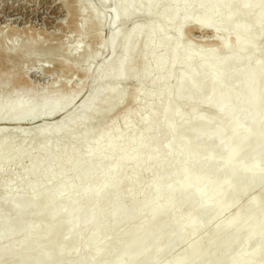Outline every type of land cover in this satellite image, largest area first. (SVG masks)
<instances>
[{
	"label": "bare ground",
	"instance_id": "1",
	"mask_svg": "<svg viewBox=\"0 0 264 264\" xmlns=\"http://www.w3.org/2000/svg\"><path fill=\"white\" fill-rule=\"evenodd\" d=\"M101 1H110V32L104 38L98 35L96 42L108 49L109 56L82 73L79 87L66 90L67 81L56 79L65 91L52 92L51 88H57L51 85L53 81L50 89L36 90L21 76L26 64L18 75L13 70L15 76L5 58L20 62V57L34 60L43 56L41 62L46 57L50 64L69 69L73 65L69 59L81 58L86 63L96 54L94 50H82L80 45L66 48L58 37L59 42L53 37L57 43L48 40L50 44L36 39H23L21 45L0 43V120L16 124L13 129L0 126V169L14 168L28 175L18 181L0 176V264H52L59 250H66L75 239L79 242L89 230L93 232L87 233L84 245L59 264H264V212L255 210L264 208V191L248 197L252 190L264 186V0ZM90 2L71 0L67 6L77 13L88 11L81 20L76 19L79 24L71 18L75 31L104 21L106 10L92 7ZM135 17L143 21L125 27ZM193 26L200 33H210L213 46L193 48L184 40V31ZM162 43L168 47L162 49ZM174 46L182 47L178 56ZM59 52L61 57H56ZM136 61L141 65L138 71L132 67ZM41 69L48 71L47 67ZM127 80L136 81L135 86H128L130 90L124 86ZM87 82H92L91 92L82 97L75 111L58 117L53 124L17 125L53 117L71 105ZM168 87L172 91L167 92ZM134 96L142 102L131 116L136 114L144 128L130 137L119 134L120 143L118 135L116 140L111 133L117 120L101 124L98 119ZM149 101L152 110L147 107ZM122 117L121 123H128ZM211 127L213 133L207 134ZM145 128H152L150 134H144ZM108 130L114 137L107 133L101 143ZM78 132L81 136L76 139ZM28 142L33 146L27 148ZM182 144L193 146L187 150ZM130 145L139 146V150ZM10 155L14 156L11 161L16 159L7 167ZM23 155L28 158L26 164L19 159ZM145 159L150 165L146 166ZM141 167L144 176L137 195L134 174ZM163 168L181 173L156 177ZM69 170H73L72 176ZM72 181L75 184L71 185ZM213 181H217L215 185L208 186ZM122 182L131 185L122 190ZM188 188L192 192L179 197ZM244 204L249 208L244 210ZM252 206L255 212L250 210ZM231 207L236 209L225 220L214 221ZM240 209L247 211L241 215ZM255 216L262 220L256 227H248ZM206 217L212 220L204 221ZM163 218L176 219L178 228L168 230ZM239 222L243 226L234 229ZM122 225L126 230H120ZM63 228L65 232L60 231ZM108 228L111 232L115 229L114 234L122 240L116 243L115 239L112 250L93 259L104 241L102 236L100 243L96 242L94 232ZM195 234L199 236L184 250L178 249L188 235Z\"/></svg>",
	"mask_w": 264,
	"mask_h": 264
},
{
	"label": "rangeland",
	"instance_id": "2",
	"mask_svg": "<svg viewBox=\"0 0 264 264\" xmlns=\"http://www.w3.org/2000/svg\"><path fill=\"white\" fill-rule=\"evenodd\" d=\"M70 1L71 0H66V2H65V0H0V43H3L4 45L5 44H10V43H12V44H19V45H21V41L23 40V39H36V40H43V42L41 41H39L40 43H46L47 44V42H48V40H49V42H52V43H57V42H59L58 41V38L59 39H63L65 42H62V39L60 40L61 41V43H62V45L63 46H65V45H67L68 46V48H70V47H72L73 45H80L81 46V48H82V50H84L85 49V47L90 51L91 50V52H93V50H94V52L96 53V54H94V55H91V57L88 59V61H86V63L84 62V60L82 61L81 60V58H77V59H74V58H72V59H69V61H70V64L72 63L73 65H71V68L73 69V70H71V68H65V67H61L60 65H58L57 63H53V62H51V64H50V62H48L49 61V59L47 58L46 59V57L45 58H42V62H41V57H43V56H41L40 57V59H34L33 60V58H31V59H28V57H20V58H18V59H21V61H23L24 59H27L28 60V62H26V60L25 61H23V62H21L20 60V62H18L17 61V59L16 60H11L12 58H10V57H8V58H5V62H6V64H8L9 65V67H8V69H12V74H13V72L14 71H16L17 72V75H18V72L19 71H21V69H22V71L21 72H19V73H22L23 72V69L24 68H22V67H24L25 66V64H26V66H25V68H27L26 70H24L25 72H23L22 74H21V76L22 75H24L25 77V79L27 78V81H29V84H32L31 86L33 87V88H35L36 89V87H37V89L36 90H39L40 88L39 87H44L45 89H46V87L48 88L50 85V83L53 81V83H51V85L54 87L55 85L57 86V88H55L56 89V91H54V89L52 90V88L50 89V87H49V89L52 91V92H55V94H57L58 92H60V91H65V89L66 90H70V89H72V88H75V87H79L80 85H81V83H82V80H83V77H82V73L86 70V69H89L90 71L92 70V69H94L95 67H97L98 65H100V64H102V62H104V61H106V59L108 58V56H109V52H108V49L107 48H105V47H103V45H101L100 46V44H98L99 42H96L97 40L99 41L100 39H98L100 36H101V38L103 37H106L108 34H109V32H110V26H109V17H108V15H109V12H108V10L110 9V1H107L105 4L101 1V0H87V1H91L90 3L91 4H93L92 5V7H95V8H98V9H103L104 11L106 10V12H105V19H104V21L101 23V24H99L98 26H95V24H92L90 27H88V29H83V30H81L82 32H84V34L82 33V32H79L78 30V32L77 31H75V29L73 28V26H71V23L70 22H76L77 24H79V20H81L82 19V17H83V13L85 14L86 13V10L87 9H85V10H83V12L82 13H77V11L76 12H73V11H75L74 9H73V11H70L69 9L70 8H68L67 6H69V4H70ZM64 2V3H63ZM95 3V4H94ZM63 4V5H62ZM64 5H66V6H64ZM64 7H67V8H64ZM69 11H68V10ZM68 11V13L70 12H72L71 13V16H69L68 17V13H66ZM74 13H77L75 16L73 15V17H72V14H74ZM87 13H88V11H87ZM87 13H86V15H87ZM78 14H80V15H78ZM85 16V15H84ZM80 17V18H79ZM71 18H73L72 19V21H71ZM79 19V20H76V19ZM139 18V19H138ZM108 19V20H107ZM134 19V20H133ZM132 20H130L129 22H126L125 23V27H130V23L131 22H142L143 21V18H141V17H135V18H133ZM138 19V20H137ZM72 22V23H73ZM108 22V23H107ZM107 23V24H106ZM130 24V25H129ZM103 25V26H102ZM107 25V26H106ZM92 28V29H91ZM192 29L194 28V26L193 27H191ZM197 28V27H196ZM196 28L195 29H191V31L189 30H187V31H184V40H186L187 42H191V46L193 47V48H202V49H207V48H209V46L211 47V46H213V45H211V44H213V40H214V38H213V36H211L210 35V33H207V32H204V33H200V32H198L197 30H196ZM91 29V30H90ZM18 33V34H17ZM58 33V34H57ZM81 35H80V34ZM187 33V34H186ZM201 34V35H200ZM204 34V35H203ZM32 35V36H31ZM48 35V36H47ZM98 35H99V37H98ZM70 36V37H69ZM81 36V37H80ZM84 36V37H83ZM35 37V38H34ZM53 37H55L56 39H57V42H56V40H55V38L53 39ZM58 37V38H57ZM69 37V38H68ZM187 37V38H186ZM47 38H50V39H47ZM45 39V40H44ZM68 39V40H67ZM213 39V40H212ZM69 41L70 42V44L67 42V41ZM1 41H3V42H1ZM46 41V42H45ZM54 41V42H53ZM79 41H80V43H79ZM82 41V42H81ZM7 42V43H6ZM48 42V44H50ZM97 44V45H96ZM95 45V46H94ZM67 46H65L66 48H67ZM70 46V47H69ZM90 46V47H89ZM96 46H98V47H96ZM160 47L163 49V48H165V47H168V44L167 43H162L161 45H160ZM173 47V46H172ZM175 48H176V56H178V54L180 53V52H182L183 50H182V47H180V46H178V47H176V46H174ZM96 48V49H95ZM215 48V47H214ZM160 49V48H159ZM190 50H192V48L190 47L189 48ZM216 49V48H215ZM26 52V51H25ZM57 55V54H56ZM55 55V56H56ZM59 55V56H58ZM58 55L56 56V57H61L60 55H62V54H60V52L58 53ZM45 56V55H44ZM47 60V62L46 61H43V60ZM75 61H74V60ZM7 60H8V62H7ZM37 62H36V61ZM38 60H40V61H38ZM71 60H73V61H71ZM13 61L14 62V64L15 65H13V62L11 63V62ZM30 61H33L34 62V64H33V62H30ZM16 62V63H15ZM20 64V67H19V64ZM29 62H30V64H29ZM13 65V67H12V65ZM28 63V64H27ZM31 63L33 64L32 66H31ZM22 64V65H21ZM56 64L59 66V67H57L56 66ZM136 64V65H135ZM30 65V66H29ZM52 65H55L56 66V68H58V69H54L55 68V66H53L52 67ZM140 64L136 61V63H134V65L132 66L133 68L135 67V70H136V68H137V71L140 69V67H138ZM11 66V67H10ZM51 66V67H50ZM74 66V67H73ZM141 66V65H140ZM16 67H17V69H16ZM29 67H31V68H29ZM41 67H47L48 68V71H46V72H42V69H41ZM19 68H21L20 70H19ZM52 68V69H51ZM64 68V69H63ZM15 69V70H14ZM41 69V70H40ZM49 69L51 70V71H49ZM60 69V70H59ZM64 70V73H63V70ZM0 70H3V68L1 67V65H0ZM14 70V71H13ZM18 70V71H17ZM157 70V69H156ZM11 71V70H10ZM57 71V72H56ZM65 71H66V73H65ZM70 71V72H69ZM16 73L14 72V75H15ZM55 74V75H54ZM61 76H60V75ZM20 75V74H19ZM54 75V76H53ZM68 75H70V76H68ZM16 76V75H15ZM27 76V77H26ZM54 77H55V79H54ZM57 79V81L59 80V82H61V81H63V82H61V83H65V81H67V83H65V85H64V87H66L64 90L62 89V86H63V84H56L55 82H57V81H55ZM32 80V81H31ZM59 82H57V83H59ZM55 83V84H54ZM91 83V84H90ZM87 82V83H84V88H81L82 89V93L80 92V94H77L76 96H77V98L75 97V99H74V101H72L71 102V105L69 104L68 106H67V108L65 107L64 109H62V111L60 112H57L56 114H54L53 115V117L51 116V117H48V119L47 118H42V119H38V120H35L34 122H27V121H22V122H19L17 125H19L20 127H24V126H28V125H30V124H34V123H38L39 121L40 122H43V121H45V122H47V121H49V122H52V124L54 123V121L58 118V117H61V116H63V115H66V114H69L70 112H73V111H75L79 106H80V103L84 100L83 98H86V97H88L89 96V94H90V92H91V88H92V82ZM54 84V85H53ZM87 84V85H86ZM89 84V85H88ZM134 84V85H133ZM68 85V86H67ZM91 85V86H90ZM135 86L136 85V81L135 80H127L125 83H124V86H125V88L127 89V90H130L131 89V87H130V89H128L129 87L128 86ZM69 87V88H68ZM91 87V88H90ZM132 88H134V87H132ZM41 90V89H40ZM166 91L167 92H170V91H172V88L171 87H168L167 89H166ZM83 97V98H82ZM135 98H133V97H131L130 99H128V101L126 102L125 100H127V99H125V100H123V101H125V103L123 104V101H122V103H120V104H118L116 107H118V108H113V109H111L110 111L111 112H106L103 116H105V117H103V116H101L98 120H99V122L98 123H106V122H108V121H110V119H112L113 121H114V119H115V123H116V125H117V127L114 129L115 131V133L114 132H111L110 130H108L109 132H105L104 133V135H106V136H104L105 138H101V143L106 139V138H108L107 137V133H108V136L109 137H114L116 134L118 135L117 137H118V140H119V134L121 135V133H122V135H124V136H132V135H134L135 133H137L138 131H140L142 128H144L142 125H139L140 123H139V121L137 120V117H135V116H137L136 114L135 115H133V117H134V121H135V119H136V123H134L133 124V120L131 121V119L133 118L132 116H131V113L133 114V112H132V110H134V109H137L138 107L137 106H139L140 105V103L142 102V99L141 98H138L137 96H134ZM134 99V100H133ZM132 100V101H131ZM131 102V103H130ZM127 103V104H126ZM150 103H152V102H150L149 101V105H147V107L149 108V109H151L152 110V108H153V105L152 104H150ZM159 104V103H158ZM150 106H151V108H150ZM137 107V108H136ZM127 111H130V113H128ZM148 111V110H147ZM115 112H116V115H115ZM123 112H126V113H128V115H127V117H129L128 119H127V117H126V115H125V113H123ZM148 113H150V111H148L147 112V114ZM24 114H26V113H24ZM122 114H124V116L126 117V119H124L123 117V115ZM119 115V116H118ZM120 115H121V117L125 120V121H127L128 123H126V122H124V120H123V122L126 124H124V123H121L122 121V119L120 118ZM102 117H103V119H102ZM114 118V119H113ZM131 118V119H130ZM178 119H181L182 120V118L181 117H179ZM54 120V121H53ZM104 121V122H102V121ZM130 120V121H129ZM119 121V122H118ZM137 121H138V123H137ZM5 123L6 124H4V121L3 122H1V120H0V126H3V125H5V126H7V127H10L11 129H13V128H15V126H16V124H14V123H7L6 121H5ZM115 123H113V124H115ZM132 123V124H131ZM128 124V125H127ZM115 126V125H114ZM113 126V127H114ZM162 125L160 126V128L162 129ZM10 128H8L10 131H12ZM151 129L152 128H145V129H143V132H144V134L146 133V134H150V132H151ZM112 131H113V129H112ZM213 131H214V128L213 127H211V128H208L207 129V134H212L213 133ZM113 133V135L114 136H112V134L111 133ZM81 133V132H80ZM79 132L77 133V136H76V139L78 138V137H80L81 136V134H80ZM110 133V134H109ZM79 134V135H78ZM111 135V136H110ZM122 135H121V137H122ZM123 136V137H124ZM234 135H232V134H228L227 135V137H229V138H231V137H233ZM117 137L115 136V139L117 140ZM120 137V138H121ZM119 142L121 143V141L119 140ZM120 143H118V141H117V144L119 145ZM33 142H28L27 143V145L26 146H28L27 148H29V147H31V146H33ZM193 145H189V144H187V145H183L182 144V147H183V149L185 148V149H189L190 147H192ZM130 147L132 148V149H134V150H139L138 148H139V146H136V145H130ZM248 153H250V152H248ZM107 155V154H106ZM40 157H43L44 155H39ZM13 155H10L8 158H7V161L5 162V163H7V164H5V166H7V167H9V166H11L12 165V163H13V161L16 159V156H15V158H14V160L13 161H11L10 160V158L11 159H13ZM25 157V158H24ZM9 159V160H8ZM20 159V161L22 160V163L23 164H26L27 162H28V158H27V156H25V155H23V158L21 157V158H19ZM147 159H145V164H146V166L149 164L150 165V161L149 160H147ZM8 161H11V162H8ZM212 161H214V159H212ZM216 161V160H215ZM214 163V162H213ZM145 164H144V167H146L145 166ZM4 166V167H5ZM144 167H141L142 169L141 170H139V169H136V173L134 174V176H135V178L137 179H135L136 180V183L134 182V185H135V187L137 186L138 188H136V189H138V194L137 195H139V190L141 189L140 188V185H141V181L143 180V177L142 176H144V170H143V168ZM182 168H183V166H182ZM11 169H12V171L14 170V172H16V173H12L11 172ZM3 170H5V171H3ZM3 170H1L0 169V176L1 177H3L4 179H14V181H18L19 179L18 178H21V177H23V178H27L28 177V175L27 174H20L21 172L19 171L18 172V170H16V169H14V168H4ZM16 170V171H15ZM9 171H10V173H9ZM69 171H72L70 174H71V176H72V174H73V170H69ZM69 171H68V173H69ZM139 171H140V173H139ZM2 173V174H1ZM5 173H7V174H5ZM18 173V174H17ZM161 173H163V175H161ZM179 173H181V170H176V171H168V170H166V169H160L157 173H156V177H170V176H173V175H177V174H179ZM17 174V175H16ZM69 174V175H70ZM262 174H263V172H262ZM25 175V176H24ZM137 175V176H136ZM139 175V176H138ZM264 175V174H263ZM18 176V177H17ZM17 177V178H16ZM23 178H21L20 180H23ZM140 178V179H139ZM18 179V180H17ZM139 179V180H138ZM142 179V180H141ZM141 180V181H140ZM137 181H138V184H137ZM140 182V183H139ZM217 181H213V182H209L208 183V186H212L213 187V185H215V183H216ZM73 184H75V182L74 181H72L71 182V185H73ZM101 184H103V183H101ZM127 184V185H126ZM129 184L131 185V182L130 183H128V182H126V183H121L120 184V186H119V188H121L122 190H126L127 188L126 187H128L129 186ZM125 185V186H124ZM73 188V187H72ZM140 188V189H139ZM262 191H264V186H262V187H259V188H257L256 190H252L250 193L252 194H248L249 196V198H250V196L252 197V196H254L255 194H257V193H259V192H262ZM192 192V190L191 189H185V190H183V191H181L180 192V194H179V197H183V195H186V194H190ZM141 193V192H140ZM264 193V192H263ZM129 200H127V199H125V203H128L129 204ZM123 203H124V200H123ZM124 203V205H128V204H125ZM245 205V204H244ZM244 205H242V209H243V206ZM197 206H199V204L197 203V204H195V205H193V207L191 208V210H194V209H196L197 208ZM245 206H246V208H245ZM244 206V210L245 209H248L249 208V206L247 207V204ZM254 208H256L255 206H252V208L250 209L251 211H254L253 209ZM236 208L235 207H231V209H229V210H231V211H229L228 210V212L226 213L225 212V214H223V218L221 217V218H219L218 217V219H217V221H216V219H214V221L215 222H220L221 220L220 219H223V220H225L226 218L225 217H227L228 215H231V212H233L234 210H235ZM256 211H259V212H261V214L264 212V208H262V207H260V208H257V209H255ZM181 211H183V210H181ZM241 209H240V211H239V214H243L244 212H246V211H242V213H241ZM255 212V211H254ZM211 216V215H210ZM263 216V215H262ZM212 217V216H211ZM164 219V218H163ZM162 219V220H163ZM209 220H212V218H210V217H206L205 219H204V221H209ZM220 220V221H219ZM262 220V217L261 216H255L251 221H250V223L248 224V227H251V226H257L259 223H260V221ZM164 221H166V225H167V229L169 230L170 229V231L172 230V229H176V228H178L176 225H177V222H176V219H174V218H172V219H170L169 220V218L168 219H164ZM124 225H122L121 226V228L123 227ZM235 226H238V228H241L242 226H243V224H242V222H239V223H237V224H235L234 225V229H235ZM255 226V227H256ZM222 227H223V225H220L219 227H217L219 230H218V232H220V230L222 229ZM120 228V230H122V231H124V230H126V227H123L122 229ZM125 228V229H124ZM216 228V229H217ZM63 230V232H65V228H63V229H60V231H62ZM107 230H109L108 232H107V236H104V235H106V231ZM112 230H113V228H112ZM120 230H117V232H119ZM156 230V229H155ZM238 230V229H237ZM106 231H103L102 233L101 232H94V238H95V240H96V242H99L100 243V239H101V237L103 236V240L104 241H102L101 242V249H102V246H103V248H104V250L102 249H100V252L99 253H97L96 254V257H94L93 259H97V258H99L100 257V253H101V255L102 254H104V253H106L107 251H109V249H113V247H115L114 245L119 241L118 239H121L122 240V238H121V235H120V237L118 236V234H114V232H116V230L114 229L112 232H111V229L110 228H108V229H106ZM91 233V232H93L92 230H89L88 232H85V235H84V233L80 236L82 239L80 240V237H79V242H78V239H75L74 240V243H73V241H72V243L70 242L69 244H67L66 246H65V248H66V250L64 249V248H62L61 250L63 251V249L66 251H63V253L61 252V250H59L56 254H57V256L56 255H54L53 256V260H52V264H54V263H58L59 264V261H62V260H64V258H66V257H68L69 255H74L73 254V252H75V249L76 250H78L79 248H81L82 247V245H84L83 243L85 242V240L87 239V238H89V235H87V233ZM110 232V233H109ZM218 232H216L214 235H213V237H215V235H217V233ZM33 233H34V235H33ZM32 233V235H33V237L34 236H36V234H37V232H33ZM112 233V234H111ZM18 234H21V235H23L22 233H18ZM17 234V236L15 235V237H19V235ZM25 234V233H24ZM109 234V235H108ZM112 235H113V237H112ZM196 235V236H195ZM195 235H188L187 237H189V238H187V241L185 242L184 240L180 243V247H178V249H182V250H184V248L185 247H187V245L193 240V239H195L196 237H198L199 235H197V234H195ZM98 236V237H97ZM84 237V238H83ZM104 237H106V238H108L109 237V239H110V237H112V239L111 240H108V239H106V238H104ZM119 237V238H118ZM193 237V238H192ZM83 239H85L84 240V242H83ZM117 240L116 241V243L115 242H113L114 240ZM188 239H190V241H188ZM76 240H77V242H76ZM98 240V241H97ZM186 240V239H185ZM255 241V239H253V240H251L250 242L251 243H253ZM261 241V240H260ZM105 242V243H104ZM109 242V243H108ZM111 242H113L112 244H111ZM75 243H77V245H76V248H75ZM80 244V246H79V244ZM81 243H82V245H81ZM103 243V244H102ZM184 243V244H183ZM72 244H73V246H72ZM262 244L264 245V242L262 241ZM70 245V246H69ZM182 245V246H181ZM206 244H204L203 246H205ZM74 247L73 249H74V251H72L73 249L71 248L70 249V247ZM79 246V247H78ZM106 246V247H105ZM68 248V249H67ZM25 250H27V249H25ZM69 250H71V251H69ZM62 253V255L60 256V254ZM67 254V255H66ZM59 255V256H58ZM234 254H232V256H233ZM59 257H61V258H59ZM231 257V256H230ZM58 259V260H57ZM161 259H162V257H160V258H158L156 261H158L157 263H159L160 261H161ZM187 260H189V259H186V261ZM156 261H155V263H156ZM185 261V262H186ZM29 264H34V263H29Z\"/></svg>",
	"mask_w": 264,
	"mask_h": 264
}]
</instances>
